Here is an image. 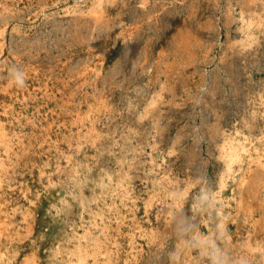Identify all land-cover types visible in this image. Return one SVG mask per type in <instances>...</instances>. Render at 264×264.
I'll return each instance as SVG.
<instances>
[{
  "label": "rangeland",
  "instance_id": "rangeland-1",
  "mask_svg": "<svg viewBox=\"0 0 264 264\" xmlns=\"http://www.w3.org/2000/svg\"><path fill=\"white\" fill-rule=\"evenodd\" d=\"M263 161L264 0H0V264H264Z\"/></svg>",
  "mask_w": 264,
  "mask_h": 264
},
{
  "label": "bare ground",
  "instance_id": "bare-ground-1",
  "mask_svg": "<svg viewBox=\"0 0 264 264\" xmlns=\"http://www.w3.org/2000/svg\"><path fill=\"white\" fill-rule=\"evenodd\" d=\"M250 24V23H249ZM232 150V149H231ZM238 155H239V153L237 152V150L235 151V150H232V151H230L229 153H228V162H229V164H231L233 161H235L237 158H238ZM263 160V159H262ZM259 161V160H258ZM264 162V161H263ZM262 165V164H261ZM251 204H252V202H251V200H245V201H243L242 202V205L244 206V208H245V210H247V211H250L251 209H252V207H251ZM253 206V205H252ZM255 212V211H254ZM252 215V214H251ZM248 216V215H247ZM245 217H246V215H245ZM249 217V216H248ZM5 224V223H4ZM258 225V224H257ZM7 226V225H6ZM2 228V225L0 224V229ZM255 228V230H254V234H253V238H252V240L250 239H248L249 241H248V243H249V245L251 246L252 245V242H254V243H257L258 244V246L259 247H261V248H264V227H262V226H257V227H254ZM0 235H1V230H0ZM259 235H261V237L263 238V239H261V237H258ZM9 240V239H8ZM262 240V241H261ZM248 249V248H247ZM256 249V248H255ZM258 250H259V248H258ZM14 257V256H13ZM11 258V257H10ZM12 260V259H11Z\"/></svg>",
  "mask_w": 264,
  "mask_h": 264
}]
</instances>
